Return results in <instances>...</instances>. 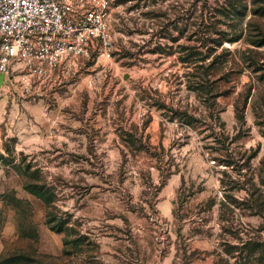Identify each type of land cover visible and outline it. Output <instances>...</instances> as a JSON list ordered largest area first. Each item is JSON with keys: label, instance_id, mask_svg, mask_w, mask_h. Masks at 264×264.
<instances>
[{"label": "rangeland", "instance_id": "374dc122", "mask_svg": "<svg viewBox=\"0 0 264 264\" xmlns=\"http://www.w3.org/2000/svg\"><path fill=\"white\" fill-rule=\"evenodd\" d=\"M109 7L107 45L0 87V263L264 264V0Z\"/></svg>", "mask_w": 264, "mask_h": 264}, {"label": "built area", "instance_id": "2783aa9c", "mask_svg": "<svg viewBox=\"0 0 264 264\" xmlns=\"http://www.w3.org/2000/svg\"><path fill=\"white\" fill-rule=\"evenodd\" d=\"M109 18V0H0V75L31 94L65 60L107 45Z\"/></svg>", "mask_w": 264, "mask_h": 264}, {"label": "trees", "instance_id": "16d2710c", "mask_svg": "<svg viewBox=\"0 0 264 264\" xmlns=\"http://www.w3.org/2000/svg\"><path fill=\"white\" fill-rule=\"evenodd\" d=\"M219 14H220V12H219ZM214 18H215V16L214 17L209 16L208 21H210L211 19H214ZM203 21L205 23L207 21V19L204 17V20L201 21V23L199 24V26H201V30L198 32V34H200V38H203L202 43L203 44L209 43V44H217L218 45L220 43V40H221L220 39L221 33H218L216 36H215V34L213 35V33H212V36H215L217 38V39H213L210 35V32H209L211 25H214L213 23H215V22L212 23V21H210V24H209L210 26L209 25L204 26ZM13 260H14V258L10 256V257H7L6 259L2 260V262L0 264H9V263L13 262ZM15 260H21L25 264H36V262L33 259L28 258V257H22L21 256Z\"/></svg>", "mask_w": 264, "mask_h": 264}, {"label": "water", "instance_id": "95a60500", "mask_svg": "<svg viewBox=\"0 0 264 264\" xmlns=\"http://www.w3.org/2000/svg\"><path fill=\"white\" fill-rule=\"evenodd\" d=\"M5 81V77L3 75H0V87L3 85Z\"/></svg>", "mask_w": 264, "mask_h": 264}]
</instances>
